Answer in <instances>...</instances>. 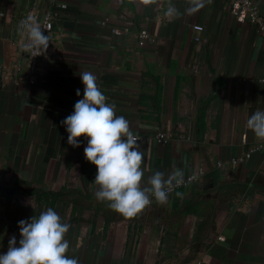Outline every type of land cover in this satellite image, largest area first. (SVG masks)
<instances>
[{
    "label": "crops",
    "instance_id": "crops-1",
    "mask_svg": "<svg viewBox=\"0 0 264 264\" xmlns=\"http://www.w3.org/2000/svg\"><path fill=\"white\" fill-rule=\"evenodd\" d=\"M256 1L264 16V0ZM170 2L180 13L174 18L164 15ZM193 2L202 6L189 11ZM124 7L140 8L139 27L154 38L135 59L127 53L134 32L112 29ZM48 14V49L22 50L20 21L33 15L43 24ZM196 35L205 69L195 76L186 68ZM83 71L145 138L142 184L176 168L199 180L164 204L153 198L134 217L99 201L87 140L69 145L62 124L82 98ZM257 109H264V37L226 0H0V252L13 235L19 241L20 220L51 207L70 225L67 255L79 264H264V141L246 127ZM160 131L183 137L161 144Z\"/></svg>",
    "mask_w": 264,
    "mask_h": 264
},
{
    "label": "clouds",
    "instance_id": "clouds-1",
    "mask_svg": "<svg viewBox=\"0 0 264 264\" xmlns=\"http://www.w3.org/2000/svg\"><path fill=\"white\" fill-rule=\"evenodd\" d=\"M201 6L193 2L188 10ZM164 15L174 18L180 13L170 2ZM19 30L22 37L20 47L24 51L45 52L52 42L44 25L33 15L20 21ZM80 77L84 85L82 98L76 101L74 111L62 124L68 133L69 145L79 147L82 143L80 137L87 140L85 159L97 167L92 182L98 186L96 198L107 202L112 210L125 217L141 213L153 198L160 204L166 203L169 185L173 182L183 184V170L176 168L167 178L164 172L156 170L147 184H142L144 154L139 150L138 138L130 129L129 121L116 114L115 105L107 101L93 72L83 71ZM77 96H81L80 89H77ZM246 127L264 141V109L251 114ZM18 225L19 241L16 235L9 239L7 251L0 252V264H79L77 258L67 255L70 243L66 233L70 225L55 209L49 207L38 216L20 220Z\"/></svg>",
    "mask_w": 264,
    "mask_h": 264
},
{
    "label": "built area",
    "instance_id": "built-area-1",
    "mask_svg": "<svg viewBox=\"0 0 264 264\" xmlns=\"http://www.w3.org/2000/svg\"><path fill=\"white\" fill-rule=\"evenodd\" d=\"M229 3L231 8V12L234 16L242 23H248L253 26L257 32L264 37V16L260 13L259 5L256 0H226ZM63 8H66V5H62ZM141 10L140 8H129L124 7L119 11L117 22L121 24V26H113V32L118 36H124L134 32L136 38V48H128L127 53L129 57L135 59L143 55V49L151 44L154 41L153 36L144 28L139 27V23L141 21ZM108 21H105L103 24H107ZM45 27L46 34L53 31V23L51 15L48 14L43 23ZM193 29L197 33H201L204 28L202 26H194ZM196 44V56L192 60V62L187 66L186 71L191 75H198L205 69V63L202 59L201 51L203 50V40L199 35H196L195 38ZM39 54V53H38ZM37 57V56H35ZM35 74L32 72L30 77V81L34 82ZM188 93L187 89L183 90V97ZM179 134H169L164 131H160L156 134V140L161 144H169L178 139ZM138 141L145 140L141 136H137ZM258 148H253L249 152H247L244 156L236 158L232 161L233 164H237L239 162H243L246 159H250ZM76 167L79 168L81 166V162L75 163ZM199 180L198 175L190 176L184 179L183 184L177 185L175 182L169 185L170 191L169 194L174 192L177 189H180L189 184H193Z\"/></svg>",
    "mask_w": 264,
    "mask_h": 264
}]
</instances>
